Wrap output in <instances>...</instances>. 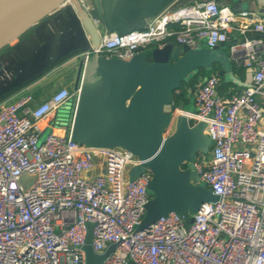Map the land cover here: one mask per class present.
Masks as SVG:
<instances>
[{"label":"built area","instance_id":"built-area-1","mask_svg":"<svg viewBox=\"0 0 264 264\" xmlns=\"http://www.w3.org/2000/svg\"><path fill=\"white\" fill-rule=\"evenodd\" d=\"M247 15L214 0L167 9L145 28L109 34L74 58L130 61L170 40L192 50L205 41L209 49L228 47L237 80L241 69L253 70L239 93H220V72L188 92L189 117L205 125L211 142L210 153L194 161L195 184L220 202L196 214L171 212L140 231L154 199L153 172L133 181L130 172L143 161L132 152L87 147L70 130L66 138L46 134L43 124H55L67 103L75 107L80 88H62L38 105L22 90L0 106V264H85L89 223L97 253L118 244L105 264H264V22L240 24ZM24 176L37 182L25 189Z\"/></svg>","mask_w":264,"mask_h":264},{"label":"water","instance_id":"water-1","mask_svg":"<svg viewBox=\"0 0 264 264\" xmlns=\"http://www.w3.org/2000/svg\"><path fill=\"white\" fill-rule=\"evenodd\" d=\"M68 1L76 2L0 0V51ZM168 1L152 0V3L158 8ZM233 10L240 11L238 4ZM78 13L85 17L81 6ZM78 13L63 14L62 31L41 44L33 55L12 66L14 76L0 88V97L22 87L61 60L75 58L89 47L90 41ZM86 22L90 24L89 19ZM79 60L75 84V91L80 88L79 100L75 107L69 102L59 111L62 120L57 122L53 133L66 138L70 130L73 140L87 147L123 148L132 152L143 161L141 166L131 170L133 181L147 170L153 172L149 193L154 199L146 206L139 230H148L171 212L196 214L206 204L219 203L218 195L195 184L200 182L194 171L196 156L210 150L205 125H192L189 116H181L172 135L166 137L165 131L170 129L176 110L195 112L193 102L189 106L183 101L176 102L175 92L198 70L206 69L212 75L213 67L219 65L221 77L244 86L252 82L253 70L247 71L246 83L242 84L233 75L228 47L209 49L205 41L194 50L180 46L171 52L166 46L150 54H137L130 61L106 60L95 55L87 62ZM30 182L35 184L37 177L21 179L25 189H29ZM87 227L82 247L85 264H105L118 244H110L104 253H97L93 247L94 226L89 223Z\"/></svg>","mask_w":264,"mask_h":264},{"label":"crops","instance_id":"crops-1","mask_svg":"<svg viewBox=\"0 0 264 264\" xmlns=\"http://www.w3.org/2000/svg\"><path fill=\"white\" fill-rule=\"evenodd\" d=\"M208 0H170L162 6L156 8L152 0H76V2L68 1L63 7H58L50 15L41 19L39 22L32 25L25 30L21 35L14 38L3 50L0 51V88L13 78L12 66L27 58L37 50V48L45 43L50 38L57 35L62 31L60 25L61 20L64 18L63 14L78 13V7L81 6L85 17L78 13L79 22H81L87 39L90 41L91 46L98 44L105 36L113 33H121L123 30H131L133 28H145L146 24L154 17L160 15L167 9H175L184 5L193 4ZM212 1V0H210ZM220 3L221 6L230 8L232 11L233 6H239L238 13H248L244 18L239 19L240 24L250 25L253 21L264 22V0H214ZM89 19L90 24L86 21ZM174 29L177 26H172ZM173 52L176 48L180 47L174 40H170L166 44ZM165 46V47H166ZM87 48V49H88ZM154 47H148L142 50L144 54H150ZM152 62V60H150ZM79 59L71 57L65 58L60 62L49 67L42 74L37 75L32 80L24 84L13 93H9L0 97V106L9 101H14L17 95L22 90H27L35 97V102L42 103L47 100L51 95L55 94L60 89L68 88L75 90L77 80ZM221 70V68H220ZM236 77L240 80H247V72L242 69L238 72ZM223 85L220 93L228 95L230 93H239L244 89V85L231 82L223 78ZM231 83L233 86H230ZM242 83V82H241ZM244 84V83H242ZM186 106H189L193 100L188 96ZM194 103V102H193ZM184 112V113H181ZM181 116L190 115L185 111H176V114ZM186 114V115H185ZM178 115V116H179ZM180 116V117H181ZM62 119L57 120V122ZM57 122H45L43 128L47 132H53ZM198 122L193 120L192 125ZM54 125V126H53ZM205 133V130H204ZM206 135V133H205ZM210 153V150L207 154ZM98 167L92 173H97Z\"/></svg>","mask_w":264,"mask_h":264},{"label":"trees","instance_id":"trees-1","mask_svg":"<svg viewBox=\"0 0 264 264\" xmlns=\"http://www.w3.org/2000/svg\"><path fill=\"white\" fill-rule=\"evenodd\" d=\"M220 66L216 65L213 67V71L212 74L220 72ZM211 72H208L206 69H200L198 70L192 77V79L189 80V82L184 83L181 87V94L176 95V102L179 101H183L184 103L187 102V98H188V92L189 90H194L197 86V84L204 79V77L210 76ZM229 85L231 86V83H229ZM20 88V87H19ZM19 88L15 89L14 91L18 90ZM12 91V93L14 92Z\"/></svg>","mask_w":264,"mask_h":264},{"label":"rangeland","instance_id":"rangeland-1","mask_svg":"<svg viewBox=\"0 0 264 264\" xmlns=\"http://www.w3.org/2000/svg\"><path fill=\"white\" fill-rule=\"evenodd\" d=\"M231 86L234 87V85H232V84H231ZM35 104L38 105L39 103L35 102ZM175 113H176V112H175ZM181 113H184V112H181ZM177 115H179V113H178ZM185 115H186V114H185ZM180 116H181V114H180L177 118H179ZM188 116H189V115H188ZM173 131H174V129H173V130H170V129L166 130V131H165V135H166V137L172 135ZM48 133H49V132H46V134H48ZM44 136H45V135H44Z\"/></svg>","mask_w":264,"mask_h":264},{"label":"bare ground","instance_id":"bare-ground-1","mask_svg":"<svg viewBox=\"0 0 264 264\" xmlns=\"http://www.w3.org/2000/svg\"><path fill=\"white\" fill-rule=\"evenodd\" d=\"M186 116H188V115H186ZM177 117H178V115L175 114V116H174V118H173V120H172L171 126H170V130H173V129L175 128V126H176V122H177V120H178Z\"/></svg>","mask_w":264,"mask_h":264}]
</instances>
